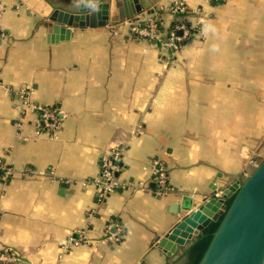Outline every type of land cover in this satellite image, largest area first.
<instances>
[{
    "label": "crops",
    "instance_id": "0c3cea01",
    "mask_svg": "<svg viewBox=\"0 0 264 264\" xmlns=\"http://www.w3.org/2000/svg\"><path fill=\"white\" fill-rule=\"evenodd\" d=\"M169 3L115 0L103 24L69 26L80 0H0V264H185L201 200L264 157V0H188L195 31L170 60L124 23L168 27ZM20 96L57 110L51 135ZM109 149L121 183L103 195Z\"/></svg>",
    "mask_w": 264,
    "mask_h": 264
},
{
    "label": "water",
    "instance_id": "95a60500",
    "mask_svg": "<svg viewBox=\"0 0 264 264\" xmlns=\"http://www.w3.org/2000/svg\"><path fill=\"white\" fill-rule=\"evenodd\" d=\"M110 5L113 9L115 0H80V14L65 12L62 23L77 26L78 15L85 17L94 10L98 23L103 24ZM52 30L64 33L65 38L70 33L68 28L56 23ZM198 212L206 217L198 227L199 232L210 222L218 221V224L197 264H264V157L245 178L223 188L218 197L213 194L202 199ZM170 245L167 237L160 238L158 246L166 249Z\"/></svg>",
    "mask_w": 264,
    "mask_h": 264
},
{
    "label": "built area",
    "instance_id": "2783aa9c",
    "mask_svg": "<svg viewBox=\"0 0 264 264\" xmlns=\"http://www.w3.org/2000/svg\"><path fill=\"white\" fill-rule=\"evenodd\" d=\"M167 10L174 18L172 24L168 27L163 26L158 15L149 16L142 21L138 19L126 20L124 23L137 38L156 41L164 50V56L170 60L181 45L190 38L193 31H195V25L190 22L192 11L188 0H170ZM20 100V107L27 106L29 110L38 116V130L36 133L42 131L51 135L49 132L57 129L59 119L55 108L45 104L29 102L27 97L24 96H20ZM152 167L160 190H166L168 187L167 177L163 167L156 159L153 161ZM119 168L118 152L112 149L107 150L102 157L101 170L98 176L92 180L103 195L113 192L121 183L117 177ZM11 173V165L0 158V180H7ZM109 226L110 223L107 224V229ZM75 244H77V241L69 238L61 246L64 251ZM12 259L13 257L7 255V253H0V262H7Z\"/></svg>",
    "mask_w": 264,
    "mask_h": 264
},
{
    "label": "trees",
    "instance_id": "16d2710c",
    "mask_svg": "<svg viewBox=\"0 0 264 264\" xmlns=\"http://www.w3.org/2000/svg\"><path fill=\"white\" fill-rule=\"evenodd\" d=\"M230 199L226 201V204H228ZM218 221L210 222L207 227H205L202 230V233L200 234L199 238L194 242V244L189 248L186 254V262L185 264H197L199 258L201 257L202 253L204 252L210 237L212 231L217 226Z\"/></svg>",
    "mask_w": 264,
    "mask_h": 264
}]
</instances>
